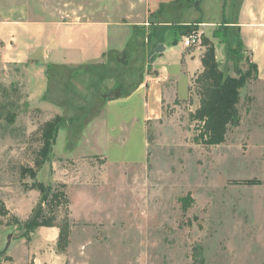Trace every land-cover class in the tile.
I'll return each mask as SVG.
<instances>
[{"label": "rangeland", "instance_id": "obj_1", "mask_svg": "<svg viewBox=\"0 0 264 264\" xmlns=\"http://www.w3.org/2000/svg\"><path fill=\"white\" fill-rule=\"evenodd\" d=\"M109 1L99 13L98 0H84L87 18L113 13L124 20L141 13L137 0ZM213 1L205 0L200 10L183 4L180 13L168 9L160 17L174 24L231 21L233 0L225 9ZM218 29L203 30L206 46L201 39L187 49L202 47L204 56L212 47L219 68L235 78L249 56L228 52L212 34ZM133 33L141 48L144 33ZM190 33L182 30L181 36ZM44 74L15 66L0 71V203L7 211L0 213V264H264L263 81L249 80L240 90L241 123L225 143L204 146L195 142L197 123L190 118L199 105L201 74L185 79L184 92L166 76L159 109L142 125L128 124L125 103L103 109L90 93L77 103L71 87L57 107L47 100ZM88 86L99 90L96 80ZM55 116L63 126L48 161L36 169L41 128ZM48 184L65 185L67 205L53 213L40 196L39 186ZM37 203L39 224L54 218L55 227L38 225L21 234Z\"/></svg>", "mask_w": 264, "mask_h": 264}, {"label": "crops", "instance_id": "obj_2", "mask_svg": "<svg viewBox=\"0 0 264 264\" xmlns=\"http://www.w3.org/2000/svg\"><path fill=\"white\" fill-rule=\"evenodd\" d=\"M98 2L101 13L103 0ZM204 3L137 0L134 4L141 13L117 20L113 13L88 19L84 0H0V71L15 66L24 72H45L47 100L57 107L71 87L79 96L77 103L87 93L96 95L103 109L125 103L128 124L140 121L142 125L159 109L166 76H174L179 91L184 92L185 79L197 78L202 72V47L188 50L182 44L181 31L191 26L201 36L206 28L225 26L228 46H240L256 65L258 80L264 82V0H233L235 15L220 23L197 20L174 24L160 17L183 4L200 10ZM109 4L118 5V0ZM228 4L230 0H221L222 8ZM111 12L116 10L111 7ZM167 28H172V35L166 33ZM136 29L145 35L141 48L135 43ZM154 29L159 31L154 34ZM159 44L164 51L155 53ZM176 72L183 74L179 77ZM91 80H96L99 90L88 86Z\"/></svg>", "mask_w": 264, "mask_h": 264}, {"label": "trees", "instance_id": "obj_3", "mask_svg": "<svg viewBox=\"0 0 264 264\" xmlns=\"http://www.w3.org/2000/svg\"><path fill=\"white\" fill-rule=\"evenodd\" d=\"M185 31L193 32L190 27L185 28ZM186 33V32H185ZM213 36L219 37L227 47L228 52L241 50L240 46L230 48L227 44V28L220 26V29L214 30ZM180 36V35H179ZM202 44L207 45V39L202 37ZM243 51V50H242ZM214 50L212 47H207V51L201 58V65L203 70L199 79L201 80V94L199 105L190 116L191 121L197 123L195 142L204 146H219L225 143L227 134L230 129L239 127L241 123V115L239 105L241 102L240 90L243 89L249 80H258L257 67L249 58L245 60L246 70L236 72V77L229 75L227 70L219 68L218 62L215 60ZM63 126V120L60 116H55L52 120L46 122L41 128L42 146L37 153L35 160V167L39 169L49 159V154L56 142L58 130ZM29 174L32 178L35 177L36 172L29 169ZM41 201L46 203L50 212L67 205V198L65 194V185L63 184H48L47 186L40 185ZM0 213L6 215L7 211L0 203ZM42 215L40 209L37 218L27 229L35 226L55 227L52 223L54 218H47L44 222L39 224L38 219ZM14 225H19L17 218H13ZM58 243L62 241L63 236L66 235V226L58 227Z\"/></svg>", "mask_w": 264, "mask_h": 264}, {"label": "water", "instance_id": "obj_4", "mask_svg": "<svg viewBox=\"0 0 264 264\" xmlns=\"http://www.w3.org/2000/svg\"><path fill=\"white\" fill-rule=\"evenodd\" d=\"M164 51V47L163 45L159 44L157 45V47L155 48V53H160ZM41 209V204L40 203H37L30 215V217L25 221L23 222L22 226H21V234L27 229V226L30 225L32 222H34V220L37 218L38 214H39V211ZM11 238H12V235L9 234L7 237H6V244L4 246V251H6L10 245V242H11Z\"/></svg>", "mask_w": 264, "mask_h": 264}, {"label": "built area", "instance_id": "obj_5", "mask_svg": "<svg viewBox=\"0 0 264 264\" xmlns=\"http://www.w3.org/2000/svg\"><path fill=\"white\" fill-rule=\"evenodd\" d=\"M200 42H201V36L200 33H198L197 31L191 32L189 35L184 36L182 39V44L185 47H191Z\"/></svg>", "mask_w": 264, "mask_h": 264}]
</instances>
